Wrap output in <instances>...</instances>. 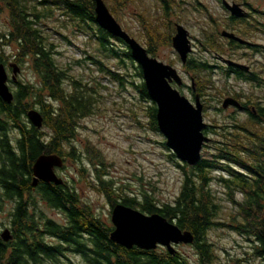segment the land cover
Masks as SVG:
<instances>
[{
	"label": "trees",
	"instance_id": "16d2710c",
	"mask_svg": "<svg viewBox=\"0 0 264 264\" xmlns=\"http://www.w3.org/2000/svg\"><path fill=\"white\" fill-rule=\"evenodd\" d=\"M104 1L111 13L116 15L127 3V0ZM5 4L10 10L12 31L8 36H0L7 37V42L12 40L16 43L14 60L17 63L23 64L31 59L38 83L18 79L12 81V131L17 136L12 139V157L5 143L7 139L4 141L5 154L2 156L4 160H9L10 165L7 169L2 168V177L6 189L12 192L15 206L12 211V249L8 252L11 244H0V264H187L178 251L171 255L167 250L159 252L157 248L126 249L112 242L109 234L113 226L92 214L89 206H79L74 193L69 192L65 185L42 184L37 192L49 205L64 211L67 222L59 224L38 213L36 199L31 194L35 160L44 153L76 159L75 146L70 151H63V147L72 141L78 121L92 113L98 100L97 90L89 88L83 79L71 74L69 68L56 60L58 46L51 40L50 30L40 25L43 19L52 15L53 10H60L66 22L71 21L79 27L80 33L90 35L95 42L97 56H89L88 60H92L98 71L106 72L120 86L128 82L135 87L139 102L147 101L144 108L151 128L158 131L157 107L148 95L141 68L135 64L130 49L95 22L94 0H5ZM166 4H163L165 10L168 8ZM254 27L264 36V24L257 23ZM144 29L148 38L146 48L152 56H156L159 43H171L172 33L159 34L145 24ZM218 35V32L204 35L202 45L205 50L223 51ZM116 42L124 44L125 48L118 49ZM229 44L234 48L240 46L233 40ZM261 51L264 53V50ZM110 60L115 61L116 70L105 66V61ZM2 62L4 60L0 58ZM130 65L136 70V82L127 81ZM185 67L192 72L200 95L206 96L210 85L213 87L216 84L210 73L214 67L190 56ZM246 79L252 82L250 96L233 93L228 85L222 91L226 95L233 93L237 98L242 96L246 103L255 104L256 113L249 112L245 121L231 115L233 120L230 123L207 124L204 129L206 135L218 133L222 140L211 138L204 146L219 143L218 150L213 158L201 157L194 166L180 165L183 179L173 202L159 203L147 191L140 196L126 195L121 198V203L127 206L146 214L159 213L182 230L191 231L194 235L191 245L196 247L202 264H214L216 254L207 237L213 228H230L243 235L249 240L250 252L264 262V81H256L253 75ZM0 107L1 115H5V120H0V131L4 132L10 105L0 100ZM35 107L43 116V124L53 130L48 142L43 139V132L27 119L28 110ZM215 171L219 172L218 176ZM213 182L219 184L221 192L212 188ZM107 197L112 207L118 203L109 192ZM47 237L56 242H50ZM66 245L74 247L75 253L80 256V263L66 255ZM64 257L66 260H63Z\"/></svg>",
	"mask_w": 264,
	"mask_h": 264
},
{
	"label": "rangeland",
	"instance_id": "374dc122",
	"mask_svg": "<svg viewBox=\"0 0 264 264\" xmlns=\"http://www.w3.org/2000/svg\"><path fill=\"white\" fill-rule=\"evenodd\" d=\"M165 1L168 7L166 10L163 7L165 2L160 0H127L126 5L113 16L123 29L144 47L148 39L144 24L156 29L159 34L172 33V36L176 33V24L183 25L191 40L190 58L205 61L209 66L214 67L209 71L211 79L216 84L213 87L210 85L206 90V96L203 97L204 121L207 124L223 125L232 122L231 115L239 121H245L247 113L239 112L234 108L224 110L221 105L223 99L228 97V94L222 91L226 85L233 93H239L243 97L251 95L249 82L240 80L234 74H228L229 66L224 59L230 58L249 65L253 72L264 79V53L247 46L234 48L220 32L234 28L240 37L264 45V36L254 27L259 22L264 24V16L255 14L253 19L249 18L245 22L246 24L237 22L231 26L228 25V16L222 8L221 0ZM246 1L255 10L264 12V0ZM2 6L0 3V31L5 32L10 28V16L7 8ZM40 25L50 30L51 40L58 46V53L55 55L58 63L69 68L71 74L83 79L89 88L97 90L98 100L92 113L78 121L75 140L63 147V151H70L75 146L78 157L74 159L72 156H64L67 161L59 172L60 177L67 183L69 192L74 193L79 206H89L92 214L100 218L103 223L113 226L108 192L118 202L123 196H140L144 191L152 194L159 203L173 202L183 179V169L180 165L185 166L186 163L173 156V152L166 146L162 133L151 128L144 108L147 101L139 102L135 87L128 82L122 87L106 72L97 70L93 61L88 60L89 56L93 58L97 56L94 40L90 35L80 33L79 27L71 21L66 22L60 10H53L52 15L43 19ZM240 31L245 33L241 34ZM212 32L219 33V42L223 46L221 53L207 51L202 45L204 35ZM2 43L0 41V58H3L6 64L11 58L14 62L16 43L8 42L1 48ZM115 45L118 49L125 48L120 42H116ZM155 57L174 66L183 83L191 86L193 79L171 43H159ZM79 61L81 62L78 63ZM17 64L20 66L18 80L38 83V77L31 66V59H27L23 64ZM105 64L106 67L116 70L114 60L105 61ZM135 64L138 63L135 61ZM119 70L124 72L123 68ZM127 71L130 73V76L126 77L129 78L127 81L136 82L138 79L135 76L134 66L130 65ZM181 91L190 98L189 89L183 87ZM16 136V132L12 131L13 140ZM209 137L220 142L222 140L218 133ZM218 146L219 143L204 146L201 151L202 157L213 158ZM214 174L218 176L219 172L215 171ZM211 186L218 192L222 191L217 182H213ZM31 194L36 199V210L41 216L51 218L59 224L67 222L64 211L49 205L37 190H32ZM14 206L13 200L3 199L0 193V228L9 224ZM207 237L216 254L214 264H264L250 252L249 240L230 228H213L208 232ZM46 239L56 242L50 237ZM65 249L69 258L80 263V256L75 253L74 247L66 245ZM157 250L163 252L166 248L158 246ZM176 250L185 258L187 264H202L193 245L180 244L176 246ZM63 260H66V257Z\"/></svg>",
	"mask_w": 264,
	"mask_h": 264
},
{
	"label": "water",
	"instance_id": "95a60500",
	"mask_svg": "<svg viewBox=\"0 0 264 264\" xmlns=\"http://www.w3.org/2000/svg\"><path fill=\"white\" fill-rule=\"evenodd\" d=\"M94 1L95 22L113 37L122 40L141 68L148 95L157 107V127L166 140V146L181 162L189 166L196 165L202 157L201 151L204 144L211 140L204 132L207 123L204 121L200 97L197 95L195 103H192L178 89L183 84L178 70L152 56L146 47L124 30L104 0ZM224 5L233 16L244 17L246 15L237 3L229 4L224 1ZM220 34L240 44H253L227 30H222ZM171 45L179 55L181 62L185 64L192 51V45L189 33L183 25L176 24V33L171 37ZM224 61L229 67L250 71V66L244 63L230 58H225ZM11 66L12 81H16L20 66L17 63H12ZM173 82L176 87L172 85ZM192 86H194L193 83ZM0 98L7 104L14 99L13 90L11 91L9 87V75L3 63H0ZM221 105L224 109L229 106L243 107L240 101L233 97H226ZM27 118L37 129L42 127L43 116L37 109L28 110ZM62 165L63 160L59 155L41 154L32 166L34 184L40 180L58 186L62 185L63 179L58 177L54 171V167ZM111 222L113 230L109 234L110 240L126 249L136 247L142 250H155L158 246H163L171 255H174L177 252V245L194 242V235L191 231L182 230L163 215L146 214L138 208L121 202L112 207ZM6 234L8 232L4 231L3 236Z\"/></svg>",
	"mask_w": 264,
	"mask_h": 264
},
{
	"label": "flooded vegetation",
	"instance_id": "af4514ba",
	"mask_svg": "<svg viewBox=\"0 0 264 264\" xmlns=\"http://www.w3.org/2000/svg\"><path fill=\"white\" fill-rule=\"evenodd\" d=\"M162 1L166 2L165 0H162ZM224 1L228 2L229 4H232V3L239 4L246 15L244 17L233 16L231 14V12L224 5ZM0 3L3 5L2 7H4V8L6 7L7 8V10L9 11V16H10V10L8 9V7L5 4V0H0ZM221 5H222L223 10L226 12V14L228 16V25H231V26H234L235 23H237V22H239L240 24L241 23H245V22H247L249 20V18L253 19L255 14H260V15L264 16V12L263 11L255 10L251 6V4H249V2L246 1V0H242L241 2H238L237 0H221ZM239 19H244V21L240 22ZM9 20H10V28H9V30H7L5 32L0 31V35H7L8 36V34L12 31V18L9 17ZM259 23L262 24L261 22H259ZM224 30H226V29H224ZM235 30L236 29H234V28L233 29H229V30L227 29V31L233 32V33H235L237 35V33H236L237 30L236 31ZM7 39H8L7 37H1L0 36V41L3 42L1 44L2 45L1 48H3V46L6 45L8 42H12V40L7 42ZM243 39H245V38H243ZM245 40H247V39H245ZM228 41H231V40L228 39ZM247 41H249V40H247ZM249 42H251V41H249ZM238 44L240 46H247L248 48H250L252 50H255V51L264 50V45H262V44H257V43H253L252 45L240 44V43H238ZM13 61L14 62H12V58H11L10 60H8V62H9L8 64H6L7 62L5 60H4V62H2L6 66V69H7L8 75H9V87H10L11 91H12V66L11 65H12V63H17L15 60H13ZM228 71L230 72V74H234L235 76H237L240 80H243L245 82H249L250 86H252V82H250V80H247L246 78H248V77H250L252 75L256 78V81L258 79L261 80V81H264V79L262 77H260L258 73L253 72L251 67H250V71H248V72L242 71V70H240L238 68H233V67H229ZM188 73H189V75H191V77H192L191 79H193L192 83H193L194 86H192V84H191V86L190 85L188 86L184 82L182 84V86L178 87V89L180 90V92H182L181 88H183V87H186L187 89H189L190 98L188 97V99L192 103H195V97L198 95L200 97V100H201L202 105H203V115H204V110H205L204 102H205V100L203 99V96L200 95V92L197 89L198 87H197V84H196V82L194 80V77L191 74L192 72L189 71ZM172 85L176 87V84L174 82L172 83ZM227 96L228 97H233V98L237 99L238 101H240V103L243 105V107L242 108H236L234 106H229V107L225 108L224 110L229 109V108H234V109L238 110L239 112H245L247 114L249 112L256 113V111H257L256 110V105L252 104V103H246V100L244 98H242V96L237 98V96H235L233 93L229 94ZM0 100H2V99L0 98ZM9 105H10V107L8 109V112H9L8 113V118H9V120H8V123H7V128L4 130V132L0 131V193L2 194L3 199H7V200L12 201V192H9L6 189L5 182H4L3 177H2V175H3L2 168L5 167V169H7L9 167V165H10L9 160H7V161L4 160L3 156H2V154L3 155L5 154V151L3 150V148H4L3 145H4L5 139H7V141L5 143L9 146V148H10L9 150L11 152V157H12V100L9 103ZM4 117H5V115H1V107H0V120H5ZM77 126H78V123H77ZM45 128H49V129L46 130ZM38 130H41L43 132V139L46 142H48L53 136V130H52V128L49 127V125L43 124L42 127L40 129H38ZM75 137L76 136L74 135L73 138H72V143L75 140ZM67 144H69V142ZM60 157L63 160V165L61 167H54V171H55V173H56V175L58 177H60L59 172H60L61 169H63L65 167V164H66V161H67L66 157H63V156H60ZM60 178H62V177H60ZM42 184H47L49 186L55 185L54 183H45V182L40 181V180L37 181L36 184H34V174H33V171H32L31 190H38V188H40ZM66 184L67 183L63 179V184L60 185V186H63V185L66 186ZM56 186H58V185H56ZM4 231L8 232V234H6L5 236H3ZM0 244H8V245L11 244V247L8 246V249H7L8 252L11 251V249H12V211H11V214H10L9 224H7L4 228H0Z\"/></svg>",
	"mask_w": 264,
	"mask_h": 264
}]
</instances>
